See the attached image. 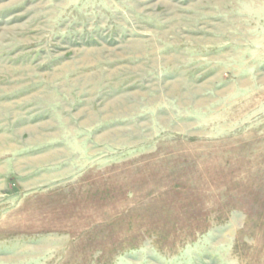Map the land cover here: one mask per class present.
<instances>
[{"label": "rangeland", "instance_id": "rangeland-1", "mask_svg": "<svg viewBox=\"0 0 264 264\" xmlns=\"http://www.w3.org/2000/svg\"><path fill=\"white\" fill-rule=\"evenodd\" d=\"M0 264H264V0H0Z\"/></svg>", "mask_w": 264, "mask_h": 264}]
</instances>
